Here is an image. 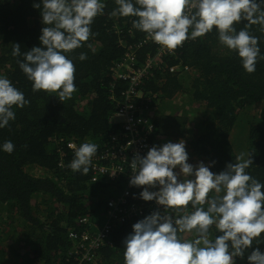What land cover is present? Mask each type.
I'll return each mask as SVG.
<instances>
[{
  "label": "trees",
  "instance_id": "obj_1",
  "mask_svg": "<svg viewBox=\"0 0 264 264\" xmlns=\"http://www.w3.org/2000/svg\"><path fill=\"white\" fill-rule=\"evenodd\" d=\"M38 2L0 0V75L6 76L29 101L23 108L14 106L15 120L0 129V144L11 141L15 146L11 154L0 151V264L77 263L71 253L69 228L77 226L80 230L77 223L82 216L88 215L92 223L105 219L101 213L108 210L106 201L127 180L92 182L90 171L87 175L73 172L69 165L75 151L67 143L73 141L77 147L84 142L103 143L120 134L121 127L111 116L127 82L114 76L116 64L124 57L127 45L133 46L138 64L157 52L155 41H146L149 35L133 28L136 17L110 15L117 7L115 0H103L104 14L94 19L93 35L68 54L75 66L76 90L71 97L60 101L58 92H34L32 82L17 63L23 57H14L12 49L14 43L21 45V52L40 45L44 25L40 10L33 7ZM234 26L239 31L245 23ZM250 32L260 38L264 55L260 26L253 25ZM80 53H85L87 59L79 60ZM159 64L143 85L145 92L156 94L149 141L158 140L156 137L179 140L190 136L191 153L207 163L215 161L210 170L219 172L227 163L236 162L233 131L234 139L243 141L246 136L245 146L239 144L240 154H252L253 164L246 171L264 183V59L258 58L255 72H246L238 55L220 44L214 28L205 36L184 41L165 54ZM178 94L187 98L180 105H173L172 99ZM254 106L259 107L258 114L247 122L244 133L242 116ZM124 157L128 165L131 158ZM35 167L42 174L33 173ZM139 192L133 194L139 196ZM192 210L189 204L187 211ZM152 212L120 222L92 264H124V238L134 223ZM11 223L21 228L6 229ZM216 231L213 225L211 238ZM180 235L194 238L192 233ZM258 239L262 242L254 241L245 258H237L236 264H248L246 256L252 248L264 252V234Z\"/></svg>",
  "mask_w": 264,
  "mask_h": 264
},
{
  "label": "clouds",
  "instance_id": "obj_2",
  "mask_svg": "<svg viewBox=\"0 0 264 264\" xmlns=\"http://www.w3.org/2000/svg\"><path fill=\"white\" fill-rule=\"evenodd\" d=\"M115 4L110 15L136 17L133 28L147 33L162 48L175 50L215 28L220 44L238 55L246 72H255L258 58L264 59L260 38L250 32L253 25H259L264 33V0H115ZM33 7L40 10L44 25L40 45L21 52V45L14 43L12 55L23 57L17 63L34 92H58L63 101L76 90L75 66L68 54L93 35L91 25L104 14L105 3L39 0ZM241 22L245 27L237 31L234 25ZM78 58L83 61L87 55L80 53ZM28 103L24 93L0 75V129L15 120L14 106L23 108ZM107 142L110 138L103 143L71 145L75 149L69 165L73 172L87 175L93 156L105 150ZM154 142L145 155L131 160L129 183L143 186L139 198L155 201L163 210H154L132 225L122 242L124 264H236L237 258H245L264 234V183L246 171L253 164L252 154L241 153L235 163L212 172L215 161L188 162L185 140L159 146ZM14 147L5 141L0 151L11 154ZM173 211L184 214L174 216ZM213 225L217 231L211 238ZM181 233H192L194 238L184 239ZM246 259L248 264H264V252L252 248Z\"/></svg>",
  "mask_w": 264,
  "mask_h": 264
},
{
  "label": "built area",
  "instance_id": "obj_3",
  "mask_svg": "<svg viewBox=\"0 0 264 264\" xmlns=\"http://www.w3.org/2000/svg\"><path fill=\"white\" fill-rule=\"evenodd\" d=\"M150 40L151 36L147 37L146 41ZM156 45V54L147 55L140 64L137 63L133 46L127 45L124 57L116 64L114 76L127 82V87L120 92L115 112L111 116V120L120 125L121 132L110 136V143L107 142L109 146L93 156L90 172L92 182L100 179L117 181L121 178H125L127 182L118 193L106 201L108 210L105 214L101 213L106 216L105 219L99 223H92L90 217L86 215L78 219L77 225L80 230L77 226L69 228L68 236L73 241L71 253L75 255L76 264L94 263L99 249L109 243L111 233L120 222L143 217L150 210L162 211L163 206L157 205L155 201H144L133 194L136 190L141 191L143 186L135 187L129 183L133 175L130 168L131 160L137 154L145 155L152 147V141H149L153 132L151 109L156 94L150 95L145 92L143 85L153 68L160 65L161 58L173 51L162 48L158 43ZM113 96L112 94L110 98ZM71 145L77 147V144L73 141L67 143V146L75 151ZM126 155L131 158L128 165L125 163Z\"/></svg>",
  "mask_w": 264,
  "mask_h": 264
},
{
  "label": "rangeland",
  "instance_id": "obj_4",
  "mask_svg": "<svg viewBox=\"0 0 264 264\" xmlns=\"http://www.w3.org/2000/svg\"><path fill=\"white\" fill-rule=\"evenodd\" d=\"M187 97L185 96H182L180 94H178L177 96H175L172 100H173V105H180L182 102H184V100L186 99ZM156 109V108H155ZM258 110H259V107L257 106H254L253 108L249 109V110H246L244 115L242 116L243 117V121H242V125L241 127L243 128V126H245L243 132L245 133L246 132V127H247V122L249 120H253L251 119V117H254L255 114H258ZM154 113V111L152 110V114ZM193 127V126H192ZM190 136H188L187 138H182L183 140L186 141V151L188 152V155H189V159H188V162L193 164V165H196L198 162L200 161H203L205 164H208L206 161H204L203 159H200L198 158L197 156L193 155L189 149V145H188V139H189ZM158 140H156L153 145H162L163 143H166L168 141H171V142H177L178 139H174V138H162V137H156ZM245 138L246 136L243 137V141H240V139H234V136H233V131H232V135H231V142L233 143L234 148L235 150V153L238 155H240V151L238 150L239 149V144L241 143H244V146H245ZM180 140V139H179ZM32 172L35 173V174H42V170H40L39 168L35 167L32 169ZM150 190H156V189H150ZM213 193L210 192L209 195L211 196ZM37 202H39V200H37ZM98 216L100 217V214H98ZM9 221V220H8ZM11 226H14L16 227V224H9L8 226L6 225V229H8L9 227ZM12 228V227H11ZM10 228V230L12 231V229ZM17 229L21 228L20 226L19 227H16ZM10 231V233H11ZM8 251H11V250H8ZM96 260V259H95ZM9 264H15L13 262H9Z\"/></svg>",
  "mask_w": 264,
  "mask_h": 264
}]
</instances>
